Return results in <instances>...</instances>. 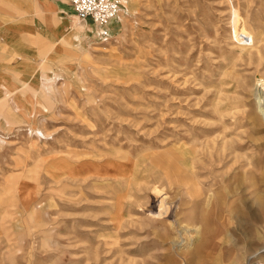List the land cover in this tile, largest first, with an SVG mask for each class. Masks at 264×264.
Here are the masks:
<instances>
[{"label": "rangeland", "instance_id": "rangeland-1", "mask_svg": "<svg viewBox=\"0 0 264 264\" xmlns=\"http://www.w3.org/2000/svg\"><path fill=\"white\" fill-rule=\"evenodd\" d=\"M71 13L0 77V264L264 263L220 240L264 197V0Z\"/></svg>", "mask_w": 264, "mask_h": 264}, {"label": "crops", "instance_id": "crops-1", "mask_svg": "<svg viewBox=\"0 0 264 264\" xmlns=\"http://www.w3.org/2000/svg\"><path fill=\"white\" fill-rule=\"evenodd\" d=\"M64 1L0 0V77L7 74L12 51L15 55L26 57L24 53L33 49V44H25L26 35L43 34L45 25L49 29L48 34L56 35L58 13L64 22L70 11H73L71 15L75 14L72 6ZM4 39H11L17 46H12L8 41L3 42Z\"/></svg>", "mask_w": 264, "mask_h": 264}, {"label": "bare ground", "instance_id": "bare-ground-1", "mask_svg": "<svg viewBox=\"0 0 264 264\" xmlns=\"http://www.w3.org/2000/svg\"><path fill=\"white\" fill-rule=\"evenodd\" d=\"M76 16V14H75ZM78 18V17H77ZM261 85L264 88V80L261 78ZM260 111L262 112V114L264 115V103L261 104L260 106ZM170 179V178H169ZM184 178H180V180H176L177 183L183 181ZM171 183H173V181L168 180ZM182 186L179 185L178 188H180ZM162 191V189H159L158 187L156 188V192L159 194ZM186 192L188 194H190V190L186 187L183 189V192ZM258 190H256L257 192ZM163 193V192H162ZM161 198V197H160ZM163 198V197H162ZM168 203V201L166 200V204ZM195 203H200L198 200ZM206 203V202H204ZM164 204L163 207V212H165V210H167V205ZM198 205V204H197ZM207 205H209V198L207 199ZM230 206V205H229ZM231 207V206H230ZM260 211L258 214H255L251 211V209H247L246 205H244L241 209H239L238 212H236L234 215H232L231 211L232 210H228L227 212V218H225V220H223V226H224V233L221 236L220 240H224L225 242L227 240H231L232 241V245L229 246L228 250H230V252L232 251H236L239 253V250H243L244 248H247V246H245L244 244L238 243L241 236H239V234H235L232 232V229L230 228V222L232 221L233 218L237 219L238 225H239V229L245 231V233L247 234V239L249 241H253L255 239H257V236L261 235V230L264 228V197H262L260 199ZM162 208V207H161ZM228 209V208H227ZM231 209V208H230ZM235 209V208H234ZM253 210V209H252ZM234 211V210H233ZM232 211V212H233ZM166 214V213H165ZM193 216V215H192ZM178 220V219H177ZM176 227V226H175ZM170 228V227H169ZM174 228V227H173ZM228 241V242H229ZM222 242V241H220ZM227 242V243H228ZM234 243V244H233ZM229 245V244H228ZM227 248V247H226ZM224 246L220 245L219 243L213 245L211 247V250L213 249H217L219 251V253H223V249ZM227 250V249H226ZM227 250V252H229ZM196 252V251H195ZM198 252V250H197ZM225 252V251H224ZM228 254V253H227ZM225 255V254H224ZM236 255V254H235ZM233 254V256H235ZM231 257V256H230ZM230 260V259H228ZM223 263V262H222ZM213 264H219L218 261H214Z\"/></svg>", "mask_w": 264, "mask_h": 264}, {"label": "built area", "instance_id": "built-area-1", "mask_svg": "<svg viewBox=\"0 0 264 264\" xmlns=\"http://www.w3.org/2000/svg\"><path fill=\"white\" fill-rule=\"evenodd\" d=\"M124 0H68L80 21L98 27L100 36L107 39L109 26L119 19ZM249 264H264L252 261Z\"/></svg>", "mask_w": 264, "mask_h": 264}]
</instances>
